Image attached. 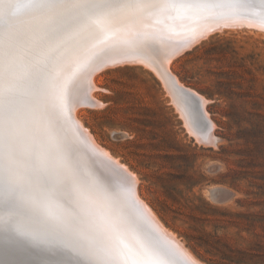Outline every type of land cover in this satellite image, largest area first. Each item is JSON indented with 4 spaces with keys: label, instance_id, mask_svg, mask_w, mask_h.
Instances as JSON below:
<instances>
[{
    "label": "rangeland",
    "instance_id": "374dc122",
    "mask_svg": "<svg viewBox=\"0 0 264 264\" xmlns=\"http://www.w3.org/2000/svg\"><path fill=\"white\" fill-rule=\"evenodd\" d=\"M14 1L11 0V3L18 4L19 0ZM81 1L84 0H61L54 5V10H52L53 6L50 7L51 9H47L49 14L47 10L45 12L43 10L39 11L37 15L42 13L40 18L48 19L65 5H80ZM105 1L111 2V0ZM160 1L137 0L144 5H152L155 2L161 5ZM1 2H5L4 4L7 5L6 2L10 3V0L0 1V4ZM19 2L21 3L22 0ZM31 3L35 4V1ZM34 6H32L33 9L36 8ZM0 7V10L5 8L2 5ZM114 12L110 11V14L113 15ZM23 13L21 12V16H15L17 27L10 25V30L13 28L15 31L20 28L21 33L19 32L17 38L22 41L20 43L27 50V58H24V55L22 57L23 60L25 59V64L21 61V64L26 66V71L20 74L17 69L15 70L18 78H20L19 75L23 77V80L18 82L19 87L16 91H20V87L22 91L28 84H31L33 91L28 102L34 105H32L31 115L27 113L25 116L20 103L13 100V117H18L17 119L20 120L28 115L29 120L42 118L43 107H45L43 99L48 93L52 94L54 91L53 95L57 98H55L56 100H65L62 93L65 94V89L72 86L71 79L73 78L76 80H73V83L74 81L77 83L75 84V88H77H74L73 93L76 99L78 97L77 89L80 90L81 83H83V78L79 73L86 67L88 58L90 59L92 55L91 52L97 53L102 46L109 45L120 36H134L142 31H152L143 29V26L130 25L127 27V31L121 29L115 33L114 28L107 24L111 15L108 19L81 28L77 35H73V39L80 38V43L78 41L76 47L65 43L62 44L63 47L57 45L54 51L41 59L39 65H36L35 62H32L31 57L33 53L38 55L40 51L35 46V36L39 29L37 24H35L36 28L31 27V23L26 21L36 18V15L25 12L29 14H26V18ZM22 18L23 20H21ZM234 20L232 19V21ZM22 21L29 24L20 25ZM227 21L229 22V20ZM30 27L31 30L28 29ZM216 27L218 26L216 25ZM245 27L243 26V29L237 27L239 30L236 27H227L223 29L224 31L222 30L223 32L214 31L207 35L209 37H202L203 41L200 39V41L192 42L187 52L178 53L172 57V62H170V70L177 79L179 78L178 81L187 89L195 91L198 97L205 99H203L206 102L204 109L214 125L213 133L210 131L213 137L209 135V130L202 136V132L195 126L197 123L191 115L193 105H189L185 100L182 101L171 91L151 56L150 59H127L116 63L112 61L113 63L98 69L96 75L98 88L95 94L102 107H99L100 105L98 107L87 106L89 108L82 106V112L78 114L82 124L98 144L118 160L120 159L122 164L135 173L138 177L137 189L140 197L156 212L165 227L175 233L185 247L204 264H264V32ZM24 28L26 29L24 30ZM0 31V36L6 38L4 25L0 24ZM193 31L191 34L196 33ZM20 34L21 36L23 34L24 37H20ZM31 35L33 39H31ZM95 36L99 37L95 38ZM1 37V48L4 47L5 50L8 47L10 49V42L1 40ZM181 38L179 37V39ZM23 39H26L24 44ZM148 39L151 42L143 46L152 47V42L155 43V41L151 38ZM196 42L197 44H195ZM135 44L136 48L140 47L138 43ZM84 47L85 49H83ZM98 48L100 49L98 50ZM80 53L84 57H81ZM4 54L0 53V56ZM65 58L70 61L67 62ZM132 60L134 61L132 62ZM83 62L86 63V65L83 64L84 67L80 66ZM137 63L138 65H133ZM31 64L35 67L30 69ZM119 64L126 65L120 66ZM68 66L70 67L67 69ZM77 67L79 68L78 74L76 73ZM32 69L36 72L31 71ZM59 71H63L61 72L62 76ZM51 72H54V76ZM64 72L66 74L69 72L67 76L72 75L69 79L65 75L70 83L67 79L64 80ZM57 77L61 79L58 80ZM57 80L60 81L59 84L56 83ZM67 83L68 85H66ZM19 99L22 100L20 97ZM0 109V121L3 120L2 125L4 126L2 127L6 129V124L9 122L3 112L4 108L0 106ZM180 113L185 115L183 116L185 119ZM185 121L186 123H184ZM18 125L15 130L24 131L25 126ZM23 131L19 138L25 137ZM210 138H213L211 142H213L214 148L209 147L211 142L210 145H207ZM25 143L28 148L26 139ZM82 194L78 195L79 197L76 196V201L80 202L78 206L77 202L69 201L73 210L68 217L60 209L52 210L51 216L54 223L62 224L65 221L55 230L62 231L60 228L63 227V231L68 229L72 234L74 233L73 236L77 237L78 235L88 244L90 253L93 254L84 255L83 252L72 248L70 244H73L72 238L75 241V237H72V234L67 231L68 233L65 232V234H71V238L67 237L70 241L67 248L70 246L69 248L77 253L75 254L69 249L71 252L68 251V253L70 252L72 259L79 258L78 261H84L80 262L82 264H99L96 259H93L96 256L109 263L106 258L110 248L106 241H98L97 246L95 245L93 237L99 239L97 226L94 222L85 223L90 229L89 224L93 226L92 235H90L85 225L80 223L81 219L76 216L75 211L81 206L83 211L85 209V214L93 215L92 213L96 211V204L93 203L95 201L92 199L93 202L90 201L92 196L87 195L88 199L81 203L83 201ZM214 194L216 195L214 196ZM39 196L40 193L35 197ZM214 197L217 200H213ZM41 199L47 201L44 198ZM31 201L35 200L31 199ZM43 211L46 209L43 208ZM54 212L59 217L53 214ZM58 213L60 214L58 215ZM34 216L36 215L31 217L34 218ZM93 216L95 217V215ZM65 217L67 219L63 220ZM60 220L61 222H59ZM47 230L51 232V236L45 233L49 239L57 232ZM58 234L57 232L53 238L56 239ZM58 239L61 241L59 240L57 243L62 242L58 246L66 249L64 246L67 245V242L65 241L66 245L63 244L64 238L58 236ZM94 260L97 263H94Z\"/></svg>",
    "mask_w": 264,
    "mask_h": 264
},
{
    "label": "bare ground",
    "instance_id": "6f19581e",
    "mask_svg": "<svg viewBox=\"0 0 264 264\" xmlns=\"http://www.w3.org/2000/svg\"><path fill=\"white\" fill-rule=\"evenodd\" d=\"M5 1H9V0H5ZM16 1V0H15ZM14 1V2H15ZM21 1V0H19ZM18 1V4L20 3ZM68 1V0H67ZM187 1V2H186ZM181 0V1H175V0H161L160 3L161 5L159 7H152V6H145L143 8H139V9H123V10H120V11H115L114 14L112 15V17H110V19L107 21V24L111 25L112 28H114V32H119L121 31V29H125L126 31L128 30L127 27L130 26V25H134V26H143L142 28L147 30V29H151L152 31H142L140 33H137L136 35L134 36H120L118 37L117 39L114 40V42L112 41L111 43H109V45L107 46H102L101 49L98 48V52L91 55L90 59L88 58V61H87V65L86 63H82V65L80 66H83V64L86 65V67L81 71V73H79L80 77L82 76V82L81 83V89L78 90L77 89V98L76 99H73L71 101V104L70 105V108L73 106L72 108V112H73V116L72 118H74V120L76 121V123L79 125L83 135L86 137V139L88 140L87 142L90 143V145L93 147V149L95 150V153L96 155L99 157V159L101 160H108L112 163V166L111 168L113 169L114 167L120 171H122L126 176L128 175L130 177V181H131V184L133 186V192H134V197L136 199V201L142 206L143 208V211L144 213L146 214V216L148 217V220L149 222L154 226V229H155V233H154V236H157V235H161L164 240H165V246L168 247V248H171L173 247L175 249V251L177 253H179V255H181L180 259L182 261H185L189 264H204V262L202 263L200 260L197 259V257L188 249L185 247V245L177 238V236L175 235V233H173L172 231H170L168 228L165 227V225L163 224V222L160 220V218L157 216L156 212H154L152 210V208H150L149 204L146 203L143 198L140 197L139 193H138V177H136L135 173H133L126 165L122 164L115 156H113L108 150L104 149L103 147H101L98 142L96 141V139L89 133V130H87L84 125L82 124V121L79 117V113L82 112V106H97L100 105V102L97 100V97H96V94H95V91L96 89L98 88L97 87V80H96V75L98 73V69H101L102 67H106L107 64H111L113 62H121V61H124V60H127V59H139L141 57H136V56H132L130 55V52H133L134 50H137V49H140V47L142 48H145V49H148L149 47L147 46H143L145 45L146 43L148 42H151L148 38H143L144 35H154V36H159L160 38H164V39H167V40H173L174 42L177 41L176 39H179V37H184V35H180V33L182 32H185L187 26L190 27V35H186V36H190L189 38H191V42L190 44L183 50H180L174 54H172L171 56H165L164 53L162 56H160L159 58H155V57H151L154 59L157 67L159 68L160 70V74L161 76L165 79V81L169 84L170 88H171V91L177 95L178 97L181 98L182 101H186V99L184 98L183 96V93L182 91L180 90L179 91V88L178 86L185 90L186 92L188 93H192L194 94L196 97H198V94L196 95L195 91H191L189 89H187L184 85H182L180 83V81H178V79L172 74L171 70H170V62H172V57L176 56L178 53L181 54V52L185 51L187 52L189 46L191 45L192 42H195L196 40L197 41H200V39L202 37H206L208 34L210 33H214V31H222L224 28H227V27H240V29H243L242 27L246 26L248 27L249 29H256L259 31H263L264 32V20H263V17H264V14H261L259 17L257 16H251L250 14H248L247 12H250V11H247L249 8L247 9H239V8H236V9H232V8H229V7H219L217 9H209L207 10V8H201L203 9V11L205 12H201V13H198L196 12L194 9H188V8H175V9H172V8H167V7H163L164 4H170V3H175V4H183V3H197L196 0ZM64 2V1H63ZM5 2H3L4 4ZM7 3V2H6ZM10 3H11V0H10ZM155 4H159L157 2H155ZM200 4V3H199ZM5 5V4H4ZM2 5V6H4ZM36 7V6H34ZM64 8V7H62ZM66 8V7H65ZM64 8V9H65ZM33 9V8H32ZM51 9V8H49ZM54 10V6H53V9ZM51 10V11H52ZM62 10V9H61ZM178 10V12H176ZM45 11V10H44ZM48 14H49V11L47 10ZM23 13V12H22ZM215 13V14H214ZM23 14H27L29 15L28 13H23ZM47 14V15H48ZM52 14V13H50ZM27 15H26V18H27ZM46 15V16H47ZM19 16V15H17ZM16 16V17H17ZM21 16V15H20ZM263 16V17H262ZM34 17V16H33ZM218 17H220L219 19H217ZM1 18V17H0ZM20 18V17H18ZM25 18V19H26ZM187 18V19H186ZM29 19V18H28ZM232 19H235L234 21H232ZM253 19L257 20V21H261V22H256L254 21ZM23 20V18L21 19ZM30 20V19H29ZM187 20V21H185ZM226 20H229V22ZM263 21V22H262ZM5 22V17L1 18V22L0 24L1 25H4ZM17 22V21H16ZM19 22V21H18ZM23 22V21H22ZM26 23V21H24ZM199 22H204L203 24H200V25H197L196 23H199ZM209 22V23H208ZM226 22V23H225ZM3 23V24H2ZM14 23H15V20H14ZM221 23H224V24H221ZM19 24V23H18ZM175 24V25H174ZM219 24V25H218ZM16 25V23H15ZM21 25V24H20ZM174 25V26H173ZM216 25L218 27H216ZM36 26V25H35ZM34 26V27H35ZM99 26V25H98ZM167 26V27H170L169 30H166L164 27ZM12 27V26H11ZM8 28L7 31H4L6 32L5 34L7 35L6 38H4L2 35L1 37V40L4 39V41H7V42H10V49L7 50L6 53H9L10 54V59L12 61V63L14 64L15 66V70L17 69L18 72H20V74L24 71H26V68L23 66V64H21V61L25 64L24 60L22 59L23 55H24V58H27L26 56V47H24L21 43L22 41H19L18 38H16V36H12L13 33H16L14 31V29L12 28L11 29ZM17 27V25L15 26ZM32 27V26H31ZM31 27L28 28L29 30H31ZM245 27V28H246ZM36 28V27H35ZM3 27L1 28V31H2ZM5 29V28H4ZM26 28H24L25 30ZM231 31H232V28H230ZM234 29V28H233ZM238 29V28H237ZM247 29V28H246ZM16 30V29H15ZM17 30H20L17 29ZM124 30V31H125ZM196 31V33L194 31ZM239 30V29H238ZM0 31V32H1ZM27 31V30H26ZM192 31L194 32V34H191ZM224 31V30H223ZM222 31V32H223ZM236 31V29H235ZM243 31V30H241ZM260 31V32H261ZM12 32V35L9 33ZM20 32V31H19ZM23 32V31H22ZM221 32V33H222ZM21 33V32H20ZM24 33V32H23ZM1 34V33H0ZM4 34V35H5ZM29 34H31V32H29ZM28 34V35H29ZM143 35L142 38H140L139 36ZM26 35V34H25ZM99 35V34H98ZM101 35V33H100ZM212 35V34H211ZM86 36V35H85ZM93 36V35H92ZM20 37H24V35L20 34ZM99 37V36H97ZM95 36V38H97ZM204 37V38H205ZM209 37V36H207ZM26 38V37H25ZM86 38V37H85ZM31 39L32 38V35H31ZM80 39V38H79ZM79 39H73V35L70 37V40L69 41H66L65 44L66 45H70V46H77L78 45V41ZM129 40V45L130 47H127L125 49V47H121V45H118V43L120 44L121 41L123 40ZM152 39V38H151ZM195 39V40H194ZM22 40V39H20ZM23 44L25 43V40L26 39H23ZM203 41V39H201ZM154 41V40H153ZM21 42V43H20ZM97 42V41H96ZM80 43V41H79ZM98 43V42H97ZM135 43H138L140 47L136 48L137 45ZM154 43V42H152ZM161 43V47L163 49L162 52H168L171 50V48L166 44L162 42ZM2 44V43H1ZM99 44V43H98ZM197 44V42L195 43ZM88 45V44H87ZM194 45V44H193ZM192 45V46H193ZM5 46V45H4ZM75 46V47H76ZM6 47V46H5ZM81 48L83 47L80 46ZM91 47V46H90ZM97 47V46H96ZM109 47L113 48V51L112 53H116V52H120V56L118 58H114V57H111V58H108L107 60L105 61H99V59H94L93 56H95L96 54L98 53H101L103 52L104 50H109ZM4 48V47H3ZM8 48V47H7ZM33 48V47H32ZM132 48V49H131ZM31 49V48H30ZM79 49V48H78ZM85 49V47L83 48ZM89 49V48H88ZM120 49V50H119ZM6 50V49H5ZM92 47H91V51H92ZM97 50V49H95ZM94 50V51H95ZM129 50V51H128ZM33 51V50H32ZM70 51V50H69ZM86 51V50H85ZM90 51V50H89ZM65 52V51H64ZM1 53V52H0ZM87 53V52H86ZM90 53V52H89ZM107 53H111V51L107 52ZM91 54V53H90ZM89 54V55H90ZM81 57H84L82 56V54L80 53L79 54ZM70 56V55H69ZM68 56V57H69ZM75 56V55H73ZM80 57V58H81ZM33 59L32 62H35L36 64L38 63V55L37 54H34L32 55L31 57ZM55 58V57H54ZM72 58V57H71ZM78 58V57H77ZM59 59V58H58ZM67 60V58H65ZM74 59V58H73ZM87 59V58H86ZM150 59V57L148 58ZM62 60V59H61ZM83 60V59H81ZM132 60V62L134 61ZM69 60H67V62H69ZM80 61V60H79ZM99 61V62H98ZM113 61V62H112ZM141 61V59H140ZM28 62V61H27ZM77 62V61H76ZM86 62V61H85ZM126 62V61H125ZM152 62V61H151ZM95 64V68L94 70L92 71H85V69L88 67L89 64ZM123 63V62H122ZM69 64V63H68ZM79 64V63H77ZM76 64V65H77ZM81 64V62H80ZM121 64V63H120ZM119 64V65H120ZM128 64V63H127ZM131 64V63H130ZM143 64V62H142ZM39 65V64H38ZM43 65V64H42ZM65 65V64H64ZM122 65H126V64H122ZM120 65V66H122ZM132 65V64H131ZM133 65H138L137 64H133ZM141 65V64H140ZM155 65V64H154ZM67 66V65H65ZM74 67V65H72ZM109 66V65H108ZM143 66H145L143 64ZM70 66L67 67V69L69 68ZM72 67V68H73ZM84 67V66H83ZM113 67V65H112ZM111 67V68H112ZM116 67V66H115ZM38 68H41V67H38ZM71 68V69H72ZM147 68V67H146ZM28 69V67H27ZM36 69V68H35ZM64 69H66L64 67ZM75 69V68H74ZM76 73L78 74L79 72V68L77 67L76 68ZM81 69V68H80ZM106 69V68H105ZM104 69V70H105ZM37 70V69H36ZM73 70V69H72ZM71 70V71H72ZM157 70V69H156ZM33 71V69H32ZM39 71V70H37ZM42 71V70H41ZM66 71V70H64ZM78 71V72H77ZM103 71V70H102ZM152 71V69H151ZM34 72V71H33ZM43 72V71H42ZM60 72V71H59ZM63 72V71H61ZM61 72H60V76L61 75ZM43 73H46V72H43ZM52 73V72H51ZM54 73V72H53ZM52 73V74H53ZM65 73V72H64ZM63 73V74H64ZM174 73V72H173ZM59 74V73H58ZM67 74H69V72H67ZM67 74L65 73L64 74V77L66 75V77H69L72 76L70 74V76H67ZM73 74H74V71H73ZM76 74V75H77ZM155 74V72H154ZM159 74V73H158ZM17 75V74H16ZM38 75V74H37ZM75 75V78L77 77ZM79 75H78V78H79ZM157 76V74H155ZM54 76V74H53ZM59 76V75H57ZM19 77H22L21 75H19ZM63 77V78H64ZM65 77L64 80H66L67 78ZM23 78V77H22ZM26 78V77H25ZM73 78V77H72ZM159 78V77H158ZM175 80H174V79ZM58 79V77H57ZM61 79V78H60ZM58 79V80H60ZM67 79V80H68ZM77 79V78H76ZM80 79V78H79ZM23 80V79H22ZM57 80V81H58ZM73 80H75L74 78L71 79V84L73 85ZM62 81V80H61ZM76 81V80H75ZM74 81V82H75ZM78 81V79H77ZM175 81H177L175 83ZM56 82V81H55ZM60 81L56 82L59 84ZM68 83H70V80H68ZM68 83L66 85H68ZM75 84H77L75 82ZM57 85V84H56ZM65 85V84H64ZM42 86V85H41ZM51 86V85H50ZM53 86V85H52ZM80 86V85H79ZM78 86V87H79ZM44 87V86H43ZM58 87V86H56ZM61 87V86H60ZM64 87V86H63ZM164 87V86H163ZM50 88V87H49ZM77 88V87H76ZM75 88V89H76ZM35 89V88H34ZM46 89V88H45ZM53 89V88H52ZM57 89V88H56ZM60 89V88H59ZM62 89V88H61ZM43 90V89H42ZM58 90V89H57ZM52 91V90H51ZM49 92V91H47ZM61 92V90H60ZM59 92V94H61ZM35 93V92H34ZM51 93V92H50ZM53 93H55L53 91ZM52 94H47L45 95V98L43 99V102H44V105L45 107H43V112H42V118H39V119H35V120H29V115L28 117H22V119H18V124H23L25 126V129L24 131L23 130H20V131H17V130H13L14 133H15V138L18 139V147H19V151L21 153V157H22V160H23V163H24V166H27V169L25 170L24 172V175L23 177L21 178L22 180H24V182H26V187H28L26 189V193L27 192H32L34 189H38L37 187H40L41 189H43L42 191V195L37 197L38 200H41V202L43 201L41 198H44L45 200L47 201H43L42 203L44 204V207L38 202V201H31V199H29V197H25L22 195V197H25L24 198V202H25V206H21L17 199L15 198V196H11L10 198L8 196H4L2 195V197H0L2 200H0V223L1 222H7L9 226H16L18 223L21 224V228L24 230H22L21 228H15V229H12L11 231H9L10 233V236L11 238L10 239H4L6 241H4V243L2 241H0V264H7L9 262V256H11V251H18V254L22 253L20 252L16 247H25L24 246V242H27V245H30L28 246L30 249L28 251H25L23 253H27V252H35L37 254V256H40V259H44V260H48V259H53L52 261L53 262H44L42 260H39L41 263L39 264H56L57 261H60V260H66L64 261L62 264H66V262L68 264H82L80 263L81 261H78V259L76 258L75 259H72L73 257L70 255V252L72 251L73 252V249L71 250L69 247L67 248L68 246V243L67 245L65 244V239L63 240V244H65L66 246V249H68V251H70L69 253H65L64 251H60V250H57L58 248L62 249L61 247L58 246V244L60 243H57V241H59L60 239L57 240V237L59 235L56 236V239L53 238L56 233V230L54 229L53 226H56L55 228H59V226H62L65 221H63V223L61 224H57V223H54V220H53V217L51 216L52 215V210L56 208V211L58 209H60V211H64L63 214L67 215V217L69 216V214H72V210H73V207L72 205H70V202L69 200H66L63 198L61 192L58 194V193H54V194H51L50 192L52 191L51 188L49 186H47L48 184L49 185H52L51 181H49V183H42L43 181V178L44 176L47 175V173H54L55 175H57L58 173L61 172L60 169H55V168H52L51 166H48L46 164V156L48 158V160H50V157H51V153L53 154L54 157L56 158H59V160L63 163V164H66V165H69V163H72V159H71V155L69 153V150L67 149V147L65 146V149L63 148V146L59 145L60 142H57V140H61V138L58 136H55V133L57 132V130L54 128L55 124H53V120L52 118H54V121H56V118H58L62 124V121H61V113L59 111H62L64 112V114H66V110H69L70 111V108H69V104L67 106V104L63 103V101H61V99L58 101L56 100L57 98ZM57 93V92H56ZM59 97H61V95L63 94V99H65V95L64 93H62L61 95H59ZM173 94V95H174ZM57 95V94H56ZM41 96V94H40ZM57 96V97H58ZM88 96H89V99H88ZM174 97V96H173ZM203 97V96H202ZM56 98V99H55ZM201 102H202V107L204 109V106L206 104V102L199 96L198 97ZM59 99V98H58ZM29 100V98H28ZM30 101V100H29ZM33 101V100H32ZM63 103V107L60 106L61 105V102ZM65 101V100H64ZM178 101V100H177ZM67 103H70V102H67ZM102 103V102H101ZM43 105V106H44ZM102 105V104H101ZM99 106V107H102V106ZM49 107V108H48ZM185 107V106H184ZM189 107V106H188ZM191 107V106H190ZM193 107V106H192ZM84 108V107H83ZM89 108V107H87ZM92 109V107H90ZM94 108V107H93ZM1 110V109H0ZM185 110H187L185 108ZM18 111V110H17ZM180 111V110H179ZM191 111V110H190ZM185 112V111H184ZM184 112H181L182 114ZM204 112L206 114V117L209 119V115L206 113L205 109H204ZM3 113V112H2ZM51 113V114H50ZM180 113V114H181ZM181 114V115H182ZM186 114V113H185ZM14 115V114H13ZM1 116V115H0ZM4 116V115H3ZM23 116V115H22ZM65 116V115H64ZM183 116L185 115H182V118ZM21 117V116H20ZM34 117V116H33ZM49 117V118H48ZM1 118V117H0ZM32 118V117H31ZM70 118V117H69ZM70 118L69 119V127L70 129H74V123H73V119ZM48 119V121L50 122V126L48 125L47 126V122L46 120ZM185 119V118H183ZM1 120V119H0ZM188 120V119H186ZM3 121V120H2ZM1 121V122H2ZM34 122V123H33ZM189 122V121H188ZM187 122V123H188ZM30 123V126L28 127L27 125ZM186 123V121L184 122ZM52 125V127H51ZM189 125V124H188ZM4 126V125H2ZM19 126V125H18ZM190 126V125H189ZM192 126V125H191ZM196 126V125H195ZM211 126L213 127L214 125L212 124L211 122ZM197 128V127H196ZM189 129V128H188ZM192 129V128H191ZM198 129V128H197ZM3 130H7V128L5 129V127H2L0 128V134H3ZM208 130V129H207ZM214 130V129H213ZM22 131L24 132V135L25 137L24 138H19V136H22ZM56 131V132H55ZM74 131V130H72ZM193 131V130H192ZM212 131V130H211ZM36 132V134H40V135H47L48 137H46V142L44 144V146L42 148H40V150H43V152H45L44 154V158L45 159H42V157L39 155L37 156L36 154H38V151L36 152V154L33 153V146L34 144L36 145L37 147V143L35 142L34 143V139H35V136H34V133ZM194 132V131H193ZM208 132V131H207ZM43 133V134H41ZM206 133V132H205ZM210 133V131H209ZM213 133V131L211 132ZM211 133L209 135H211ZM21 134V135H19ZM38 134V135H39ZM17 135V137H16ZM197 135V134H195ZM213 135V134H212ZM211 135V136H212ZM55 136V138L53 139V137ZM194 136V135H193ZM202 136H203V133H202ZM2 137L5 139V134L2 135ZM213 137V136H212ZM201 138V137H200ZM26 139V141L28 142V148H26V143L24 144V140ZM57 139V140H56ZM213 138H210V140L208 141L207 145H210L209 146L210 148H214L212 146L213 142H211ZM70 142H72V144L75 146V147H78V144H76V142H74V139H71L69 138L68 139ZM202 140V139H201ZM211 142V143H210ZM32 143V144H30ZM203 143V142H202ZM210 143V144H209ZM205 144V143H204ZM206 145V146H207ZM40 147V146H39ZM60 150V152L58 151V149ZM33 159H36V165H32V161H34ZM44 160V161H42ZM21 162V161H20ZM57 164V162H56ZM100 164H102L100 162ZM34 166H36L38 168V171L35 173L34 171ZM84 166V175L86 178H88V172L91 173L93 170H91L89 168L88 165H83ZM29 167L31 168V170L29 169ZM37 168L35 170H37ZM45 170V172H44ZM60 172H59V171ZM40 171L42 173H44L41 177H40ZM39 172V173H38ZM58 172V173H57ZM94 173V172H93ZM93 173H91L92 177L94 178L93 176ZM61 174V173H60ZM97 175L96 179H94V183L95 185V188L96 187H100V185L102 187H104L103 189L106 188V183H105V180L103 179V176L102 175H99L97 173H94ZM90 175V174H89ZM90 175V176H91ZM4 178H6L5 175H3ZM127 176V177H128ZM63 178L65 179V177L63 176ZM77 178V177H76ZM27 180V181H26ZM66 180L65 179V183H66ZM140 181V180H139ZM64 183V184H65ZM30 186V187H29ZM33 187V189L31 188ZM128 187V186H127ZM95 188H90L91 191L89 190V196H92V193H93V196L90 198V199H94L95 203L97 201L98 198H100V195L98 194V192L96 193V190ZM129 188V187H128ZM31 189V190H30ZM215 189V188H214ZM218 189V188H217ZM212 190V189H211ZM214 192V191H213ZM25 193V191H24ZM210 194H211V191H210ZM95 195L97 196V199H95ZM51 196H52V200H51ZM211 197V195H209ZM213 198V197H212ZM4 199V200H3ZM216 198L214 197L213 200H215ZM217 200V199H216ZM105 202V201H104ZM106 204V203H105ZM105 204L103 202H100V204H97L95 205V209H99V210H96L94 211V213H92L93 215L95 216H99V220L98 222H102L103 223V228H104V231H105V234L107 235V237L104 238V240L106 241V244H108V242H110V246H114L116 249L117 247L119 246V248L121 249H124L126 247H129V248H132L135 246V242L134 240L132 239V237H129V236H125V232L121 235L120 237V240H119V243L117 241V239L115 238V231L110 229L109 230V224L107 222V216H108V212H109V209L107 208V206L105 207ZM60 205H63V206H60ZM37 206H41L42 208V211H40L39 208H37ZM93 206V205H92ZM101 208H100V207ZM91 207V206H90ZM43 208L46 209L47 212H44L43 211ZM93 209V208H92ZM121 209V208H120ZM119 209V210H120ZM55 211V212H56ZM39 212H42L41 213V216L43 217V221L41 219L38 218V221H36V216H34V218H32L31 216H33L34 214H38ZM55 212L53 214H55ZM61 212V214H62ZM105 214H104V213ZM103 213V216L101 215ZM119 213L121 214V210L119 211ZM57 214V213H56ZM55 214V215H56ZM60 213H58L59 215ZM62 214V215H63ZM63 215V216H65ZM57 216V215H56ZM56 216H54L56 218ZM59 217V216H57ZM67 217H65V219L63 218V220H66ZM102 217H104V220H102ZM120 217V216H119ZM32 219V220H29V219ZM61 218V216H60ZM71 218V217H70ZM62 220V218H61ZM61 220L59 222H61ZM69 220V219H68ZM67 220V221H68ZM121 220V219H120ZM26 221V222H25ZM28 221V222H27ZM27 224H25V223ZM56 222H57V219H56ZM70 223V222H69ZM71 225V224H70ZM90 226H92L91 224H89ZM11 226V227H12ZM65 226V225H64ZM67 227V226H65ZM93 227V226H92ZM2 228V227H1ZM3 228H6L5 226H3ZM50 229L51 231H55L54 233V236L53 237H50L47 238L46 237V234H48L49 236H51V232L48 231L47 229ZM62 231L61 232H66V231H63L64 228H60ZM20 230V232H19ZM47 231V232H46ZM86 231V230H85ZM70 232V231H69ZM46 233V234H45ZM53 233V232H52ZM68 233V232H67ZM66 233V234H67ZM71 233V232H70ZM69 233V237L70 234ZM65 234V235H66ZM79 234V233H78ZM53 235V234H52ZM62 235V234H61ZM74 233L71 235L72 237H76V236H73ZM6 236V232L4 229H0V240L1 238H5ZM67 237V236H66ZM78 237V235H77ZM84 237V236H83ZM49 239V241L46 240ZM52 238V240H51ZM62 238V237H61ZM71 238V237H70ZM69 238V239H70ZM55 239V240H54ZM63 239V238H62ZM68 239V238H67ZM8 240H10V242H7ZM13 240V241H12ZM27 240V241H26ZM46 240V241H45ZM61 241V240H60ZM72 241H73V238H72ZM98 241H101L102 242V239H100L99 237V240ZM135 241L137 244H144V238L142 237H136L135 238ZM39 242H41V245L38 244ZM100 242V243H101ZM62 243V242H61ZM60 243V244H61ZM153 243V242H152ZM72 245V244H70ZM61 246V245H60ZM90 247H92L90 245ZM14 248V249H12ZM70 249V250H69ZM92 250V249H91ZM103 250V249H102ZM110 250V249H109ZM108 250V251H109ZM171 250V249H170ZM62 253V254H61ZM75 254H77L75 251L73 252ZM81 254V253H80ZM112 254L115 256L116 258V255L112 252ZM63 255V256H62ZM79 255V254H78ZM107 255H109V252H107ZM112 255V256H113ZM83 258V257H82ZM81 258V259H82ZM184 259V260H183ZM11 260V259H10ZM84 262V261H83ZM112 262L114 264H117L118 259H113ZM85 264V263H84ZM109 264H111V261L109 260Z\"/></svg>",
    "mask_w": 264,
    "mask_h": 264
},
{
    "label": "water",
    "instance_id": "95a60500",
    "mask_svg": "<svg viewBox=\"0 0 264 264\" xmlns=\"http://www.w3.org/2000/svg\"><path fill=\"white\" fill-rule=\"evenodd\" d=\"M0 1H3V0H0ZM32 1H35V4L31 3ZM59 1H61V0H22V2L19 3V5H21V6L14 10L15 16H17V15L20 16L21 12H23V11L28 12V13H33L34 15H36L35 16L36 18H33L32 20H26V21H29V23H31L32 27L35 26V24H37L38 29H39L38 34L35 36V46L37 48H39V50H40L38 52L39 59H38V63L36 65L39 64V61L41 59L45 58L46 56L49 55L50 52L54 51V49L57 45H60V47H63L62 44L65 43L66 41H69L70 37L72 35H74V36L77 35L78 32L81 31V28L89 27L90 25L95 24L97 21L108 19L112 15V14H110L109 10H103L100 8L91 7V5H103L105 2H107V1L104 2V0H84V1H81L80 5H65L64 6V8L66 7L65 9L60 8L59 10H57V12L54 15L50 16L48 19L40 18L42 13L40 15H37V13L39 11L47 10L50 7L56 5V3ZM175 1H181V0H175ZM184 1H186V0H184ZM102 2H104V3H102ZM196 2L200 3V4L214 5V7L207 8V10H209V9L214 10V9L219 8V7H223V8L229 7L232 9H236V8L247 9V8H249L247 11H250V12H247V13L250 14L251 16L259 17L261 14H264V0H196ZM7 3L9 4V2H7ZM0 5H3V2H1ZM33 5L36 6L35 9H32ZM3 7H5V6H3ZM194 10L198 13L205 12L201 8L194 9ZM6 12H7V10L5 8H2V10H0V17L1 18L5 17ZM43 12H45V11H43ZM176 12H178V10ZM1 18H0V22H1ZM219 18L220 17H218L217 19H219ZM263 20H264V17H263ZM185 21H187V20H185ZM3 23H5V22H3ZM29 23L28 22H26V23L20 22V24L23 26L27 25ZM203 23L204 22H199L196 24L200 25ZM11 26L15 27V23L13 22L11 24ZM164 28L166 30H169L170 27L165 26ZM184 29H186V31L180 33V35H184V37H182L181 39H179L175 42L173 40H167V39L160 38L159 36H154V35H144L143 38L144 39L145 38H152L155 41V43H153V46L157 47L159 49L160 48L163 49L160 46L161 45L160 42L163 43V41H164V43H166L171 48V50L168 51L167 53L163 52L165 56L169 57L172 54H174L180 50L185 49L190 44L191 38H189L190 36H186L187 34H189L191 32L190 27L187 26ZM15 32L17 34L13 33V35H12V32L10 34L14 37L16 36V38H17L19 35V30H15ZM142 36L143 35L140 34L139 37L142 38ZM3 41H1V42H3ZM118 45H121V47L123 45V47H125V49L127 47H130L129 40H125V39L123 41H121L120 44L118 43ZM6 49L8 50V48H6ZM7 50H4L3 48H1V45H0V52L1 53L4 54ZM146 50L147 49L140 47V49H137V50H134L133 52H130V55L136 56V57H141L144 59H148L150 56L146 54ZM109 51H111V53H107ZM113 51H114L113 48L109 47L108 51L104 50L103 52L98 53L93 57H94V59H96V58L99 59V61H102V60L105 61L111 57H114L116 59L121 55L120 52L112 53ZM94 53H96V52H93V54ZM91 54H92V52H91ZM49 58H50V56H49ZM23 66L26 68V66L24 64H23ZM33 67H35V65L31 64L30 69ZM34 72H36V71H34ZM22 79H23L22 77L18 78V74H17V81L19 83L21 82ZM176 82L177 81H175V83ZM178 88H179V91L180 90L182 91L185 99H186V95H190L195 100V105H193V108H191V110H192L191 115L194 118L195 123H197L199 120H202L204 122V124L206 125V128L203 130L198 128L199 131L202 132L203 134H204V132L207 131V129L209 131H211L212 130L211 121L206 117V114H205L204 109L202 107L201 100L198 97H196L194 94L188 93L185 90L181 89L179 86H178ZM19 90L21 91V87L19 88ZM20 91L15 92L13 100H14V102L20 103V106L22 107L24 115L27 113H29L31 115L32 105H34V104L29 103L28 98L31 97V93L33 91L32 85L28 84L21 92ZM23 96H24V98H23ZM19 97L22 100H20ZM88 99H89V96H88ZM63 102L65 103L64 100H63ZM69 102L70 103H65V104H67V106L69 104V108H70V105H72V104H71V101H69ZM19 103H18V105H19ZM196 105H198V108L196 107ZM60 106L63 107L62 103ZM72 108H73V106L70 108V111L66 110V112H65L66 114H64V112H62V111H59L61 113L60 118L62 121V127H57L56 121H54V118H52L53 124H55L54 128L57 130V132L55 131L56 132L55 136H57V137L59 136L61 138V140L56 139L57 142H60L59 145L63 146L64 149H65V146L67 147L68 150L71 149V151L69 150V153L71 155L72 163H69V165L63 164L59 160V158L54 157L52 153H51L50 160H48L47 156L46 157L44 156L45 152H43V150H40V148H42L44 146V144L46 142V137H48V136L45 134H43L42 136H38L39 133L38 134H36V132L34 133V136H35L34 143L35 142L37 143V147L34 144V146L32 148L33 153L36 154V152L38 151V154H36V155L37 156L40 155L42 157V159L46 158V164L48 166H51L52 168L61 170V172L58 170L61 174L57 172L58 173L57 175H55L54 173H47L46 176L42 177L43 178L42 183H46V182L49 183V181H51L52 185H49V184L47 185L52 190L50 192L51 194H54V193L59 194L61 192L65 201L69 200L72 202H77L76 204L78 206V204L80 202H78L79 200L76 201V196L79 197L78 195H81L83 193L81 196V199H83V201H81V203L85 202V200L88 199L87 195H89V193H91V192H89V190L91 191L90 188H95V186H97L94 183V179H96L97 175L94 173L102 175L103 179L105 180V183H106V188L103 189L104 187H102L101 185H100V187H96L95 188L96 193L98 192V194L100 195V198L97 199V196L95 195V199H97V204H100V202H103L104 204L106 203L105 207L107 206V208L109 209L108 216H107V222L109 224V230L112 229L115 231V225H116L117 221L120 219L124 220V221H135V223L138 225V229L136 231H125V236L132 237V239L135 242V246L132 248H135V247L140 245V244L136 243L135 238L137 236L142 237V238H144L145 243L150 241V242H153V244H157V245L162 246L164 248H167L169 250L171 249V251L175 254V258L178 261H181L182 264H189V263L182 261L180 259L181 255H179V253H177L173 247L168 248L165 246V240L161 235L154 236V233H155L154 226L149 222L148 217L144 213L142 206L136 201V199L134 197V192H133L134 188L131 184L130 177L128 175H127L128 176L127 177L122 171L116 169L115 167L112 169L111 168L112 163L110 161H108L106 159L105 160L99 159V157L96 155L93 147L90 145L89 142H87L88 140L83 135L79 125L76 123L74 118H72V116H73ZM33 110H35L34 107H33ZM3 112H5V111L3 110ZM70 113L72 114V116ZM69 117L73 119L74 129H72V130H74V131H72L68 125L69 119H70ZM17 118L18 117L12 118L10 130H9V123L6 124L7 130H3V132H4L3 134H5V139L2 137L3 134H0V197H2V195L8 196L9 198L11 196H15V198L17 199L18 203L21 206H23L25 204L24 198L29 197V199H34V200L38 201L44 207V204H43L44 202L42 201L43 202L42 203L40 200H38V198L35 197L38 193H40V196H41L43 189H41L40 187H37L38 190L34 189L32 192L29 191L26 193V189L28 187H26V182H24V180L21 179L24 175L25 170L27 169V166H24V163H23V160L21 157V153L18 152L19 148L17 145L19 143H18V139L15 138V133L13 131L16 129V127H18V119ZM46 122H47V126L48 125L50 126V122L48 121V119L46 120ZM27 126L29 127L30 123ZM196 126H197V124H196ZM0 127L2 128V122L1 121H0ZM51 127H52V125H51ZM55 136L53 137V139L55 138ZM16 137H17V135H16ZM69 138L74 139V142H76V144H78V147H75L72 144V142H70L68 140ZM30 144H32V143H30ZM58 151L60 152L59 149H58ZM33 160L34 161H32L31 164L36 165V159H33ZM42 161H44V160H42ZM56 162H57V164H56ZM100 162L102 164H100ZM83 165H85V166L88 165L89 168L91 170H93L91 173L94 172L93 173L94 178L92 177L91 173H89V172H88V178L85 177ZM36 168L37 167L34 166L35 173L38 171V168H37V170H35ZM29 169L31 170L30 167H29ZM44 172H45V170H44ZM43 174L44 173H42L40 171V177ZM3 175H5L6 178H4ZM63 176L65 177V179H67L66 183H65V179L63 178ZM31 188L33 189V187H31ZM79 188H81V190H79ZM85 188H88L89 190H86ZM101 189H103L107 193V198L101 193ZM24 191H25V193H24ZM87 192H89V193H87ZM22 195L23 196L26 195V196L22 197ZM92 196H93V193H92ZM0 200H2V199L0 198ZM51 200H52V196H51ZM90 201H91V199H90ZM91 202H93V201H91ZM93 203L96 204L95 202H93ZM60 206H63V205H60ZM37 208H39L41 211L42 207L37 206ZM119 209L121 210V214L119 213V211H120ZM96 210H99V209H96ZM84 211H85V209H84ZM84 211H83L82 206L80 207V209L75 211L76 216L79 217V219H81V220H79V221H81L80 223L85 225V223L88 221H90L91 223L94 222V224L97 226V235L100 237V239H102V241H104V238L107 237V235L105 234V231L103 228V223L98 222L99 216L94 217L91 214H85ZM44 212H46V211H44ZM41 213L42 212L35 214L37 217L36 221H38V218L41 220L43 219V217L41 216ZM103 213L101 214L102 216H103ZM102 220H104V217H102ZM3 226H5L6 228H3ZM11 226H9L8 223L4 222V221L0 223V229H4L6 232L5 238H1V240H0L3 243H4V241H6L4 239H10L11 238L9 231H11L12 229L21 227V224L18 223L16 226H12V227ZM52 227H54V229H56L55 228L56 226L52 225ZM85 227L88 231V234L92 235V226H90L91 229L88 228L89 226L87 227L85 225ZM56 231H58V233H59L58 235L60 237L64 238L66 240V242L68 244H70L69 243L70 241L67 239L69 234H67V237H66L64 232H61L59 230H56ZM67 231H69V230H67ZM19 232H20V230H19ZM93 238H94V241L96 242L95 245L97 246L99 239L97 237H93ZM7 242H10V240H8ZM27 242H24L25 247H16L22 253L18 254V251H11V256H9V258L11 260L9 259V262L7 264H39V263H41L39 260H42L44 262H47V261L53 262L52 261L53 259H48L47 261L44 259H40V256H37V254L35 253L36 251L23 253L24 250L28 251L30 249L28 247L30 245L26 246ZM72 243H73L72 248H75V250H78L79 252H83L84 255L88 254L90 256V254H92V253H90V248H89L88 244L81 237H75V241H72ZM109 243L110 242H108L107 246H108V248H110V250L108 251L109 255L106 258V260H110L111 264H114L112 262V260L118 259V261H120L121 257H119L117 255V249L114 246H110ZM38 244L41 245V242H39ZM80 248H82V249H80ZM12 249H14V248H12ZM88 249H89V251H88ZM57 250L64 251L65 253L68 252V250L63 249V248L62 249L58 248ZM112 252L116 255V258L112 254ZM92 258H93V256H92ZM93 259H96L99 264H109L108 262H105L104 260L98 259L96 256ZM93 259H91V261H93ZM64 261H66V260L57 261L56 264H62ZM97 262L95 261L94 263H97ZM66 264H68V263L66 262ZM117 264H118V262H117Z\"/></svg>",
    "mask_w": 264,
    "mask_h": 264
},
{
    "label": "snow or ice",
    "instance_id": "6c2138e0",
    "mask_svg": "<svg viewBox=\"0 0 264 264\" xmlns=\"http://www.w3.org/2000/svg\"><path fill=\"white\" fill-rule=\"evenodd\" d=\"M21 5L16 3H9L5 5L7 12L5 13V23L4 28L5 31L10 27V25L15 20V12L14 10ZM145 6L159 7L160 5L152 4V5H144L142 3L137 2V0H111V2H105L103 5H91V7L100 8L103 10L109 11H120L123 9H139ZM163 7L167 8H188V9H198V8H211L214 5L210 4H199V3H183V4H175L170 3L163 5ZM146 54L159 58L163 55L161 49L157 47H149L146 50ZM95 68V64H89L85 71H92ZM75 82L69 88L65 89V103L75 99L74 96V88ZM19 87L15 66L10 59V54L5 53L3 56H0V106L4 108L6 117L9 122V130L11 129V121L13 118L14 108H13V97L17 88ZM186 102L189 105H195V100L192 96L186 95ZM198 108V105H196ZM56 126L62 127V124L58 118H56ZM197 127L200 129H205L206 125L202 120L197 122ZM71 151V149H69ZM101 193L107 198V193L101 189ZM216 194H214L215 196ZM138 229V225L135 221H124L118 220L115 225V238L118 243L121 235L125 231H136ZM117 255L121 257L118 264H182L181 261H178L175 258V254L162 246L157 244H153L152 242H147L141 244L135 248L126 247L124 249L117 247Z\"/></svg>",
    "mask_w": 264,
    "mask_h": 264
}]
</instances>
